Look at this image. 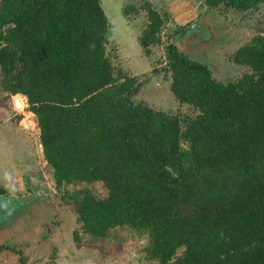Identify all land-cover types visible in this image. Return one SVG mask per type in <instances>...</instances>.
Returning <instances> with one entry per match:
<instances>
[{
  "label": "trees",
  "instance_id": "16d2710c",
  "mask_svg": "<svg viewBox=\"0 0 264 264\" xmlns=\"http://www.w3.org/2000/svg\"><path fill=\"white\" fill-rule=\"evenodd\" d=\"M205 2L246 11L264 0ZM144 8L139 42L149 54L162 44L165 18L151 2ZM114 33L101 0H0L1 82L27 97L56 185L109 189L106 198L85 190L75 199L73 241L127 226L151 231V257L161 264H264V36L236 51L234 62L252 72L228 83L168 44L171 90L199 111L183 128L178 116L133 100L141 84L115 72L107 52ZM64 214L57 220L69 225ZM65 236L69 227L0 253L57 264Z\"/></svg>",
  "mask_w": 264,
  "mask_h": 264
},
{
  "label": "rangeland",
  "instance_id": "374dc122",
  "mask_svg": "<svg viewBox=\"0 0 264 264\" xmlns=\"http://www.w3.org/2000/svg\"><path fill=\"white\" fill-rule=\"evenodd\" d=\"M101 1L115 29L107 47L115 72L135 76L141 84L133 92V100L178 116L183 128L186 120L195 118L199 111L191 104L179 102L171 90L168 44L174 42L191 59L208 64L219 81H237L243 74L252 72L250 67L235 63L233 56L254 37L264 36V3L254 9L240 11L224 6L212 10L206 0ZM148 2L164 16L165 24L161 32L162 44L152 46L151 53L146 54L139 38L149 23V15L144 8ZM187 30L189 33L185 34ZM2 77L0 67L3 88ZM183 145L189 147L187 142ZM41 171L39 183L32 182L33 190L27 192L31 203L25 204L30 206L23 210L19 208L12 214L0 215V246L34 243L47 231L59 228L63 231L69 227V236L57 241L62 255L57 264H161L151 257L153 238L150 230L117 226L109 230L105 237L82 232V242L73 241V230L80 228L73 205L75 199H81L85 190H90L99 199L106 198L109 189L102 181H75L58 188L54 169L46 159ZM61 207L65 213L63 218L71 221L69 225L65 220H57ZM69 243H72L70 247ZM183 250L179 249L178 255ZM14 256L15 260L10 256L0 258V264H15L16 260L20 264L19 255Z\"/></svg>",
  "mask_w": 264,
  "mask_h": 264
},
{
  "label": "crops",
  "instance_id": "0c3cea01",
  "mask_svg": "<svg viewBox=\"0 0 264 264\" xmlns=\"http://www.w3.org/2000/svg\"><path fill=\"white\" fill-rule=\"evenodd\" d=\"M28 106L26 96L9 94L0 84V193L26 199L34 187L31 183H39L46 159L41 129L36 115L26 111ZM13 253L3 250L0 258L10 256L15 260Z\"/></svg>",
  "mask_w": 264,
  "mask_h": 264
},
{
  "label": "water",
  "instance_id": "95a60500",
  "mask_svg": "<svg viewBox=\"0 0 264 264\" xmlns=\"http://www.w3.org/2000/svg\"><path fill=\"white\" fill-rule=\"evenodd\" d=\"M185 34L189 33V30L184 32ZM19 104L22 100L19 98ZM31 203V202H28ZM25 204V199L16 197L14 195L10 194H3L0 193V215H8L14 213L17 209H19L21 206Z\"/></svg>",
  "mask_w": 264,
  "mask_h": 264
},
{
  "label": "flooded vegetation",
  "instance_id": "af4514ba",
  "mask_svg": "<svg viewBox=\"0 0 264 264\" xmlns=\"http://www.w3.org/2000/svg\"><path fill=\"white\" fill-rule=\"evenodd\" d=\"M29 201H30V200H29V199H27L25 202H29ZM32 202L34 203V201H32ZM26 206H28V207H29L30 205H28V204H27V205H26V204H24L23 206H21V207H20V210L26 209ZM18 210H19V209H17V211H18Z\"/></svg>",
  "mask_w": 264,
  "mask_h": 264
}]
</instances>
